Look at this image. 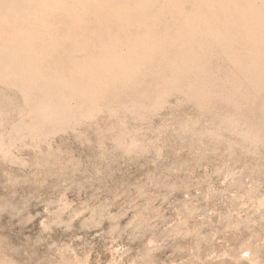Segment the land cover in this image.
<instances>
[{"label":"rangeland","instance_id":"rangeland-1","mask_svg":"<svg viewBox=\"0 0 264 264\" xmlns=\"http://www.w3.org/2000/svg\"><path fill=\"white\" fill-rule=\"evenodd\" d=\"M228 64L33 129L40 99L0 81V264H264V101Z\"/></svg>","mask_w":264,"mask_h":264},{"label":"bare ground","instance_id":"bare-ground-1","mask_svg":"<svg viewBox=\"0 0 264 264\" xmlns=\"http://www.w3.org/2000/svg\"><path fill=\"white\" fill-rule=\"evenodd\" d=\"M212 56L228 60L229 93L264 101V0H0V81L40 99L29 129L73 114V101L121 102L138 75L154 105L171 89L207 92Z\"/></svg>","mask_w":264,"mask_h":264}]
</instances>
